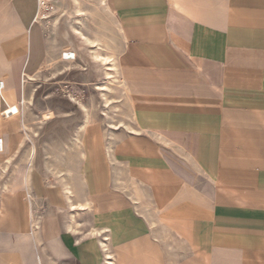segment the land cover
Masks as SVG:
<instances>
[{"label":"crops","instance_id":"0c3cea01","mask_svg":"<svg viewBox=\"0 0 264 264\" xmlns=\"http://www.w3.org/2000/svg\"><path fill=\"white\" fill-rule=\"evenodd\" d=\"M108 2L125 38L120 70L133 115L126 122L137 132L116 129L110 138L98 121L99 132H83L98 139L93 167L85 170L83 158L84 194L118 202L102 213L119 230V246L144 242L133 264H264V0ZM39 11L40 0H0V264L21 256L13 240L30 236L33 224L46 264H99L86 233L93 214L82 233L66 228L64 186L51 188L67 208L65 223L30 216L24 204L27 192L34 200V189L50 191L43 173L28 180L17 168L23 80L40 73L48 55ZM115 165L140 195L139 210L158 216L155 237L124 206Z\"/></svg>","mask_w":264,"mask_h":264},{"label":"rangeland","instance_id":"374dc122","mask_svg":"<svg viewBox=\"0 0 264 264\" xmlns=\"http://www.w3.org/2000/svg\"><path fill=\"white\" fill-rule=\"evenodd\" d=\"M46 1L44 9H42L40 3L39 21L47 40V54L50 52L51 58L48 62L49 64L47 63L46 66H43L40 76L37 78L38 80L32 81L31 84L25 87L24 96L20 101L22 103L20 104V109L23 112V122L25 121L29 124L30 132L38 149L34 174L43 173V181L50 190L48 193H40L36 189L33 190V213L36 217L52 214L60 217L65 223L67 220V208L60 203V198L57 201L52 200V193L55 189L51 187L52 185L55 187L57 185L63 186L55 171H60V174L66 175L68 167L72 164L66 151H69L67 145H72L71 139L75 137L77 129L83 123L81 104L87 106L91 103L87 107L91 108L94 106L93 109L96 114H94L93 122H100L104 130L106 129L104 127L105 123L100 120L102 118L100 110L104 108V104L101 92L97 86L98 83L104 80L103 69L92 58L91 51L93 47L87 42L86 37L101 38L106 35L114 40V43H111L113 46H119V51L123 49L124 42L113 27L111 28L110 25L100 26L101 23H99V19L94 14L97 9L93 4L98 3L99 0H80V6L75 0ZM79 9L82 10L79 11ZM29 94H31V102L27 111L23 105L25 96L27 97ZM115 94L114 104H118L120 106V109H118L119 113L122 112L124 114V117L118 115V119L130 121L133 115L128 104L129 99L124 91ZM112 111L113 109L110 110V113ZM22 132L23 141H25L26 136L23 129ZM30 145L31 140L27 139L26 143L19 149L24 152ZM114 167L118 168L119 166L115 165ZM70 181L73 182L68 176L66 182L70 183ZM81 195L84 196L82 191ZM144 202L145 206H150L146 198ZM142 209L140 212L145 213L149 220L155 221L157 225L159 219L158 216H155L153 208L150 207V210ZM90 218V213H85L82 215L81 220L82 222H89ZM160 220L164 226L169 227L164 223V219ZM92 226L94 225L90 227ZM88 230H86L87 234ZM155 230H157V227ZM155 230L148 233V235L151 234L155 237ZM89 238L94 240V237L89 236ZM143 244V241H130L123 246L124 248L119 246L117 250L114 249L115 253H118L120 257L118 264H126V261L128 262L127 264H133L132 260L138 251H141ZM122 249L127 250L122 251ZM126 254L127 256H125ZM134 260L137 261V257ZM49 262L51 264H73L70 261L53 262L51 259H49Z\"/></svg>","mask_w":264,"mask_h":264},{"label":"bare ground","instance_id":"6f19581e","mask_svg":"<svg viewBox=\"0 0 264 264\" xmlns=\"http://www.w3.org/2000/svg\"><path fill=\"white\" fill-rule=\"evenodd\" d=\"M75 1L79 4V6L81 5L80 0H75ZM46 2H47L46 0H40L42 9H44V7H46ZM93 4L96 6V9H97V11L94 14L99 19V21H100L99 23H101L100 26L101 25L102 26L110 25L111 28L113 27V29L116 30L117 33H119L120 36L117 34L116 35L119 36L121 39H123L124 37H123L122 27L120 26L119 22L117 21L115 14L111 10V6H110V3L108 2V0H99L98 3L96 2ZM81 10L82 9H79V11H81ZM102 29H104V28L102 27ZM103 33H104V31H103ZM111 36H112V34H111ZM86 40L93 47V49L91 51L92 58L97 63H99V65L103 69L104 80L102 82L98 83L97 86H98L99 91L101 92L102 102L104 104V108L100 110L101 115H102V118L100 120H102L105 123L104 127L106 128L105 129L106 135L111 138V136H114L116 129H124V130L130 131V132H137V129H135L133 126H131L128 122H126L125 120H122V119H118V115L123 116L124 114L122 112L119 113L118 109H120L119 108L120 106L118 104H114V100H115L114 94L115 93H121L123 87L125 89L126 97L129 95V92H130V91L128 92L129 89H127L125 82H124L122 75H121V70H120L121 69V64H120V53H121V51H119L120 49L118 50L119 46L118 47L113 46L112 44L114 43V40H112L111 38H109L106 35H104L101 38L100 37H98V38L86 37ZM50 58H51V54H50V52H48V56H47V59L44 63V66H46V64L49 62ZM41 71H40V73H41ZM40 73H38L36 76L28 77L26 79V82H25L26 83L25 87H27V85L31 84L32 81L38 80L37 78L40 76ZM25 95H27V94H25ZM92 100H94V99H92ZM30 102H31V94H29L27 97L25 96V99H24V105L23 106H24V109L27 111L29 110V103ZM90 104H88V105H90ZM96 105L98 106V104H96ZM87 106L84 104H81L80 108L82 111L81 113H83V123L77 129L75 137L71 139L72 145H69V144L67 145V148L69 149V151H66V152L68 154L69 161L70 162L72 161V164L70 167H68L66 175L60 174V171H55V172H56V174H58L57 176L60 178V181L63 183L64 190H65L66 196L69 200L70 208H71V213H70L69 219L66 222V228L68 230H70L71 232H73L74 234L82 233L83 225H82V221H81L80 217H82V215L85 213L93 214L96 225L89 228L88 235L91 237H94V240L91 243V248L94 251L95 258L99 262V264H118V260L120 257L118 255V253L117 254L115 253V250H117L119 247L118 242L121 239V234H120V232H118L119 230L114 229L111 225H105L106 224L105 216H107V215L104 216L105 213L104 214L102 213L106 206L107 207L112 206V205L117 204L118 202L111 203L108 201L106 202V201L99 200V199H93L94 197L90 198V197L86 196L85 194H84V196L81 195V191L83 193L85 192L84 186H83V181H82L83 168L86 170V167H87L89 170L90 168L93 167V161L96 162V157H95L94 147L92 148V146H95V144H96V146H98V144H97L98 139L92 138L91 141L89 142L88 139L87 140L84 139L83 132L85 131L87 133V135L90 133L95 134V133L99 132V130L97 128L98 126L96 127L93 124L94 114H96V113H94V111H95L93 109L94 106L91 108H88ZM109 109L110 110L113 109L112 113H110ZM78 110H79V108H78ZM24 113H25V111H24ZM25 118L27 119L26 116H25ZM25 118H24V120H25ZM26 123L27 122H25V121L23 122V131L25 132L26 140L27 139L31 140V145L29 147H27L26 151H24V152H22L21 149H18L17 153H18V157L20 159V163L18 162L19 165L17 164L18 165L17 168L19 169V167H20L19 170H21L22 168H25L26 173H27L26 177L29 180V178L32 175H34L35 161H36L38 149L36 147L34 137L30 132V126H28L29 124L28 123L26 124ZM73 135H74V133H73ZM92 136H93V134H92ZM118 137H120V136H118ZM26 140L23 141L21 146H23L26 143ZM64 144H65V142H64ZM111 145H112L111 143L107 144V146H106L107 151L106 152H105V148H104L105 146L103 147V149H104L103 159H105V161L108 164H109L108 159H109V161L112 160V159H110L111 154L110 155L108 154V150L111 148ZM113 145H115V144H113ZM100 146L102 148L101 144H100ZM113 147L114 146H112V148ZM64 148H65V146H64ZM85 149H86V151H85ZM62 150H63V148H62ZM98 153H99V151H98ZM107 155L109 156V158H107ZM83 158L85 159V164L82 168V164H83L82 162L84 161ZM113 164H114V162H113ZM7 167H8V164H5L4 165L5 171L7 170ZM115 173H116L115 184L121 190H123L126 193L128 199H129V202H127L125 199L123 202L126 209L129 210L130 212L136 213L138 215V217L140 216V218L142 220L146 221L147 228L150 230V232L154 231L157 227L156 222L149 220L148 216L145 213H141L139 210V208L142 205V202H140V200L138 199V197L140 195L139 196L137 194L135 195L134 191L130 187V184L128 182H126L125 180H123L122 169H120L119 167L115 168ZM13 175H14V173H13ZM68 176L72 179L73 182H71V181H70V183L66 182ZM134 184H136V183H134ZM104 188H105V186H104ZM122 198H124V197L122 196ZM120 199L118 201L121 202L122 200H120ZM32 201L33 200H32V197L30 196V193L27 192V194L24 196V204L26 205V207L28 209V213L30 216H32V213H33ZM146 207L147 206H145V208ZM115 213H116V211H115ZM99 224H101V225H99ZM33 227H34V229H33V232H31L30 236L25 233V234L19 235V237H17L15 240H13V248L18 250V252H20L21 256L13 254V262L11 264H20V263H24V264H46L45 259H44L43 246L41 244L40 236L38 235L39 231H37L35 229L36 227H39V225L33 224ZM135 227L137 228V226H135ZM137 232H138L137 230H134L135 234ZM132 235H133V233H132Z\"/></svg>","mask_w":264,"mask_h":264},{"label":"built area","instance_id":"2783aa9c","mask_svg":"<svg viewBox=\"0 0 264 264\" xmlns=\"http://www.w3.org/2000/svg\"><path fill=\"white\" fill-rule=\"evenodd\" d=\"M23 81H24V83H25L26 80L24 79Z\"/></svg>","mask_w":264,"mask_h":264}]
</instances>
